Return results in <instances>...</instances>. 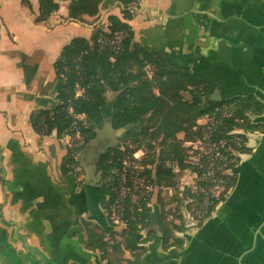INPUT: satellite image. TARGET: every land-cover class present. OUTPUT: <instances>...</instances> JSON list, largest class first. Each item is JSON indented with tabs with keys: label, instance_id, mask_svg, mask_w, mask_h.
<instances>
[{
	"label": "crops",
	"instance_id": "obj_1",
	"mask_svg": "<svg viewBox=\"0 0 264 264\" xmlns=\"http://www.w3.org/2000/svg\"><path fill=\"white\" fill-rule=\"evenodd\" d=\"M30 2L0 0V264H264V113L209 217L167 247L161 228L157 238L144 229L130 251L102 211L101 187L63 173L71 136L39 134L29 120L56 103L53 64L74 37H91L98 16L75 21L61 1L38 23L39 0ZM129 24L134 43L212 81L223 99L264 104V0H139Z\"/></svg>",
	"mask_w": 264,
	"mask_h": 264
},
{
	"label": "trees",
	"instance_id": "obj_2",
	"mask_svg": "<svg viewBox=\"0 0 264 264\" xmlns=\"http://www.w3.org/2000/svg\"><path fill=\"white\" fill-rule=\"evenodd\" d=\"M61 1H69V17L85 21L98 14L101 4L116 0H39V14L35 21H46L59 10ZM117 1L121 3V16L109 15L107 30L99 26L90 38L77 36L63 47L53 64L57 80L56 103L51 108L34 110L30 115V124L42 135L56 131L58 137H72L76 135L73 123H77L82 139L79 144L68 147L62 165L64 174L72 172L73 167L80 164L77 155L96 136L95 129L102 128L106 117H110L114 129L127 128L124 138L137 144L131 150L132 153L141 149L143 141L149 145L147 156L140 163L144 165L141 174L151 185L175 186L179 170L190 169L202 177L201 168L187 162L191 155L190 147L183 144L184 141H196L203 137L204 126L198 125L197 120L211 116L218 108L228 114L222 117L223 123L217 137L228 136L233 130L253 132L263 129L251 115L264 113V104L253 95L221 101L199 100V97L210 96L216 85L195 75L190 68L174 65L147 47L134 43L133 30L129 24L133 17L130 6L139 0ZM22 3L32 7L30 0H22ZM116 33L124 34L117 52L98 42L99 36H113ZM112 57L114 60H111ZM108 92L113 93L112 98H108ZM185 92L191 93V99L185 98ZM79 115H84V120L79 119ZM179 132L184 133L183 140L176 138ZM235 136L244 141L248 139L242 133ZM232 149L244 154L250 148L245 143L238 146L235 142L232 143ZM125 153L119 146L112 147L99 156L98 164L108 171L120 170ZM239 161L238 155L225 166V169L233 171L226 193L235 182V167ZM118 184L119 180L115 177V190L106 189L110 207L118 199ZM199 185H204L202 179ZM189 197L201 204L205 194L201 189L189 191ZM224 197L214 201L207 213L201 214V223ZM149 202L150 194L138 202L128 199L124 203L121 218L126 225L121 235L124 247L130 251L139 249L144 240L141 232L149 228L156 215ZM157 214L163 246L180 244L177 231H182V227L163 226L161 214ZM148 234L157 238L153 230H148Z\"/></svg>",
	"mask_w": 264,
	"mask_h": 264
},
{
	"label": "built area",
	"instance_id": "obj_3",
	"mask_svg": "<svg viewBox=\"0 0 264 264\" xmlns=\"http://www.w3.org/2000/svg\"><path fill=\"white\" fill-rule=\"evenodd\" d=\"M124 38L123 33H116L113 36H99L98 42L104 45H108L114 51L120 49V44ZM111 60H114L112 57ZM79 95V92H78ZM72 111V109H70ZM228 114L227 111H220L218 108L216 111L208 117H202L197 120L198 125L204 126V134L202 138L196 141L187 142V146L190 147V157L187 162L194 167L201 168L203 176L199 177L195 173V177L204 181V185H200V189L205 194V198L202 201L201 212L207 213L209 206L214 201L220 200L221 194L227 190L230 185V176L232 169H225L227 163L234 160V157L241 156L236 149H232V143L240 146L241 143H245L249 146V142L253 137V132L241 130H233L228 136L217 137L219 127L223 123V116ZM82 115L78 118L82 119ZM75 134L80 136V128L76 122L73 123ZM242 133L248 137L247 141H244L235 136ZM228 151H231L229 154ZM141 152V151H140ZM243 155V154H242ZM133 157L139 158V151L133 154ZM129 157L123 161V168L121 169L119 184H118V199L113 203L112 210V222L116 226H125V221L121 218L124 212V203L130 199L132 202V189L136 187V181H132L129 177V171L131 168H126L129 165ZM126 166V167H125ZM188 170V169H187ZM189 171H191L189 169ZM76 174H82L83 168L79 165L73 167V171Z\"/></svg>",
	"mask_w": 264,
	"mask_h": 264
},
{
	"label": "rangeland",
	"instance_id": "obj_4",
	"mask_svg": "<svg viewBox=\"0 0 264 264\" xmlns=\"http://www.w3.org/2000/svg\"><path fill=\"white\" fill-rule=\"evenodd\" d=\"M136 3L131 5L132 11L135 9ZM118 7L121 10V3L119 1H112L106 4H101L99 8V12L96 16H98L94 21H99L98 24L107 30V26L109 24L108 17L109 15L113 14L110 12H120ZM95 17V16H94ZM77 21V20H75ZM84 21V20H83ZM86 28V27H84ZM83 34H86V29ZM80 94V92H79ZM185 98L191 99V93L185 92ZM113 93H110L108 98H112ZM253 115H251V118ZM82 118V117H81ZM84 120V116L83 119ZM178 140L184 139V133L179 132L176 137ZM80 136H72L71 137V145L74 146L75 144H79L81 142ZM106 140V139H105ZM108 140V139H107ZM195 141V140H191ZM187 142L184 141V145L187 147ZM99 144V143H98ZM116 146H119L121 150H125L126 153L123 157V161L129 157V165H126V168H131L129 171V177L133 181H136V187L132 189V200L134 202H138L142 197L150 194V202L149 205L151 206L152 210H155V213L159 212L161 214V221L163 226L173 227V225H178L182 227V231L185 229H189L201 224L202 221V203L200 204L199 201H195L194 199L189 197V191H197L200 190L199 185V177H195V173L188 170H179L176 174V185L175 186H155L151 185L149 180L146 179L144 175H142V170L144 165L142 162L143 158L147 156V152L149 151V145L146 141H143L141 145V149L139 151V158L133 157L131 150H134L137 147L136 143H133L131 140L125 139L124 134L121 137L116 138ZM115 146V147H116ZM141 151V152H140ZM79 155V154H78ZM77 155V156H78ZM189 160V158L187 159ZM123 161L120 170H113L114 177L117 180L120 179L121 169L123 168ZM83 168V166L80 164ZM110 172V175L112 174ZM82 175V174H78ZM111 176L108 177L107 184H111L109 182ZM226 190L221 194L222 198L226 195ZM158 215V214H157ZM160 229L156 224L150 225L149 228H146L145 231ZM121 230V229H118ZM143 231V230H142ZM154 232V231H153ZM179 232V231H177ZM156 235V232H154ZM153 236V234H151ZM155 237V236H153ZM172 240V239H171ZM170 240V241H171Z\"/></svg>",
	"mask_w": 264,
	"mask_h": 264
},
{
	"label": "water",
	"instance_id": "obj_5",
	"mask_svg": "<svg viewBox=\"0 0 264 264\" xmlns=\"http://www.w3.org/2000/svg\"><path fill=\"white\" fill-rule=\"evenodd\" d=\"M198 99L202 101H206V100L221 101L223 98L219 90L215 89L210 96L208 97L203 96V97H199ZM95 131H96V136L87 144L86 148L83 149L79 154V162L83 166L86 175L88 177L92 174L94 168H97V163H98L97 158L99 156V153H96L94 148L98 146V143L100 141H104L105 139H108L111 143L103 149V152H105L109 147L116 146L115 145L116 138L121 137L127 131V128L123 127L119 129H114V127L111 124L110 117H106L102 128H96ZM249 147H251L250 144ZM241 159H242V154L240 156V161ZM237 166L235 168H237Z\"/></svg>",
	"mask_w": 264,
	"mask_h": 264
},
{
	"label": "flooded vegetation",
	"instance_id": "obj_6",
	"mask_svg": "<svg viewBox=\"0 0 264 264\" xmlns=\"http://www.w3.org/2000/svg\"><path fill=\"white\" fill-rule=\"evenodd\" d=\"M110 143L111 142L109 140H107V139L104 140V141H100L98 146H96L94 148L95 152L99 153V156L102 155L104 153L103 149L106 146H108ZM112 147H115V146H112ZM112 147H109L108 149H110ZM99 156H98V158H99ZM84 172L85 171H84V168H83L82 175L84 174ZM110 172L112 173L113 171H108L105 168L100 167L99 164L97 163V168H94L92 174L90 175V178H91V182H93L96 185H99L101 187V189H102L103 198L101 200V208H102V211H103V213H104V215H105V217L107 219V222L112 226L113 230H116L118 228L123 230V228L125 226H123V228H120L121 226H116L112 222L113 210H112V207H110L108 205L109 196L106 195V193H105L106 189H110V190L114 189L115 190V187H114V179H115V177H114L113 173L110 175ZM109 176H111V178L109 180V182L111 184H109V183L107 184V181H108L107 179H108Z\"/></svg>",
	"mask_w": 264,
	"mask_h": 264
}]
</instances>
